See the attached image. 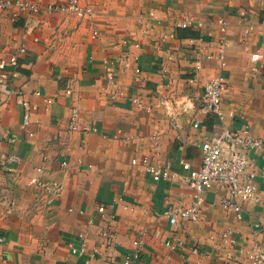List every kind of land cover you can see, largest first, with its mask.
<instances>
[{
	"label": "crops",
	"instance_id": "0c3cea01",
	"mask_svg": "<svg viewBox=\"0 0 264 264\" xmlns=\"http://www.w3.org/2000/svg\"><path fill=\"white\" fill-rule=\"evenodd\" d=\"M63 3L41 0L39 13L18 20L14 9L0 10V61L18 57L0 87V264H124L141 230L139 264H254L253 254L264 256V148L250 154L258 190L242 219L221 206L216 186L197 230L225 227L204 238L189 223L173 233L157 220L159 210L193 200L181 163L201 166L205 138L226 126L264 139V0H82L94 11L83 20L48 8ZM219 74L228 85L222 120L200 102ZM173 95L193 108L172 102L168 111L163 100ZM138 96L144 107L132 101ZM21 99L37 107L25 128ZM73 107L78 131L69 130ZM145 156L180 177L154 182L133 164Z\"/></svg>",
	"mask_w": 264,
	"mask_h": 264
},
{
	"label": "built area",
	"instance_id": "2783aa9c",
	"mask_svg": "<svg viewBox=\"0 0 264 264\" xmlns=\"http://www.w3.org/2000/svg\"><path fill=\"white\" fill-rule=\"evenodd\" d=\"M41 0H0V10L14 9L12 12V19L18 20L20 15H28L31 13H39L41 11ZM50 10L63 11L75 15L78 19H89L94 13L90 6L82 4V0H64L63 4L48 6ZM221 31L226 32L228 24L225 20L219 21ZM191 25V21H185L182 23L183 28H187ZM20 53H25L26 49L21 48ZM258 55H254L253 59L258 58ZM218 58L220 60L221 68L226 67V40L220 41L218 46ZM112 63V62H111ZM18 65V57L16 55L9 59H3L0 61V87L8 82L10 77L9 67H16ZM202 68L200 62H197L193 74L195 79ZM140 69H136V73L139 74ZM107 80L110 85H116V74L114 71H108L106 73ZM193 79V80H195ZM227 81L222 74H219L211 78L205 85L203 94L200 96L201 109L209 114H214L221 120L223 119V97L227 91ZM67 94H71V90L66 91ZM40 96V92L36 93ZM119 94H121L119 92ZM189 100V98H188ZM47 103H51L50 98H46ZM132 101L139 107H144L143 98L141 96L134 97ZM172 102L179 103L176 96L173 95L166 100H163V106L170 111ZM194 102L190 100V103L180 102L179 104H185L182 108L183 111H188L193 108ZM20 105L23 108V127L25 128L31 121L33 112L37 109L34 104H31L25 99L20 100ZM146 109L150 111L153 109L151 106H147ZM80 111L78 108L73 107L71 109L69 117V130H80ZM200 123L196 122L195 127H199ZM82 131H90L91 128L85 127ZM264 148V139L254 137L250 130L247 128L231 129L224 126L223 129L214 134L211 137L205 138L201 144V156L202 163L199 168L193 167L190 162L183 161L181 167L187 172L183 178L189 184L193 190V200L189 203L178 207L170 208L165 211V216L168 218L171 225H177L182 221L199 222L202 215V208L205 203V195L208 191L214 187H219L222 190L221 194V206L226 210H232L239 218H243V206L245 203L253 200L257 197L258 186L254 178V174L249 172V166L251 163V152L259 151ZM8 162H17L19 157L16 155H10L4 157ZM64 167L67 166V162L62 163ZM133 164L137 165L141 171L149 174L154 182L162 180H171L177 178L180 175L177 172H173L170 165L159 166L153 164L148 157H143L140 161L133 159ZM105 207L99 208L100 212H105ZM146 231L141 230L139 237L133 242V252L129 255L124 264H139L141 253L143 250V243ZM228 235L231 232H227ZM3 239L0 238V241ZM234 243V242H233ZM183 245L182 241H176L172 245L173 248ZM200 247L195 246L194 252H199ZM79 252L73 247V252ZM84 250H80L82 253ZM254 264H260L264 256L261 254L252 255ZM196 264V263H194Z\"/></svg>",
	"mask_w": 264,
	"mask_h": 264
},
{
	"label": "rangeland",
	"instance_id": "374dc122",
	"mask_svg": "<svg viewBox=\"0 0 264 264\" xmlns=\"http://www.w3.org/2000/svg\"><path fill=\"white\" fill-rule=\"evenodd\" d=\"M176 208V207H175ZM205 214V213H204ZM204 214H203V219H204ZM203 219H201L202 220V222H203ZM157 222H158V224H157V226L158 225H164L165 226V228L169 231V232H173V233H176V230L178 229V230H180L181 228H185L184 226H185V224H188L189 223V225H188V229L189 230H191L192 231V233H193V231H195V233H193V235L196 237V235L197 236H199V235H203L204 236V238H205V236L207 235L208 236V234L210 233V232H212V231H214L215 229V226H216V228L218 229V228H223V227H225V224H217V225H213V229L211 230L210 228H208V227H206V228H202V232H199L197 229H199L198 227H199V225H200V221L199 222H189V221H187V222H184L183 223V221L181 220V223L179 224V225H170L171 223L170 222H168V220H167V218L165 217V216H162L161 215V210H159V218H158V220H157ZM168 223H170V224H168ZM191 225V226H190ZM190 226V227H189ZM201 226V225H200ZM197 227V228H196ZM194 228H196V230L194 229ZM206 236V237H207ZM198 238V237H197ZM186 240V239H185ZM188 243L189 242H191V240H189V239H187L186 240ZM191 243H193V242H191Z\"/></svg>",
	"mask_w": 264,
	"mask_h": 264
}]
</instances>
